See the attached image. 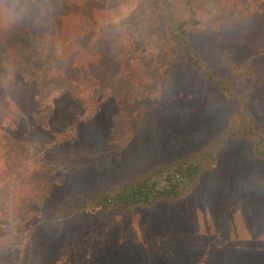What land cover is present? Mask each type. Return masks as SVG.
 Here are the masks:
<instances>
[{
    "label": "rangeland",
    "instance_id": "rangeland-1",
    "mask_svg": "<svg viewBox=\"0 0 264 264\" xmlns=\"http://www.w3.org/2000/svg\"><path fill=\"white\" fill-rule=\"evenodd\" d=\"M149 1L32 0L37 11L55 16L49 31L54 34V27L60 26L59 40L73 36L78 29L97 31L96 26L105 20L122 22V27L143 21L150 24L156 19L149 18L143 8ZM206 2L202 3L192 36L215 71L224 74L231 59L240 60L263 47L264 0ZM53 3L55 10L49 7L51 12L47 13L46 5ZM161 36H153L152 49L159 42L163 47ZM148 47L147 38L138 40L137 48L130 51L132 58L126 71L122 66L112 76L90 67L89 62H94L100 53L91 45L57 66H66L72 77L79 71L86 74L89 68L100 82L93 83L94 93L93 87L102 90L87 98L82 117L91 122L81 125L99 155L83 168H61L53 175L46 174L51 188L42 206L27 207L14 217L0 210V264H264V162L244 142L226 153L190 196L176 204L107 217L89 215L55 225L42 221L37 224L75 192L104 186L159 160L190 151L221 129L237 109L236 101L218 86L186 68H178L175 82L147 128L136 137H127L119 101L135 85L142 87L151 82V68L146 72L141 60L146 55L154 66L159 59L148 52ZM256 61L260 70L254 89L248 91L239 83L236 86L239 92L249 95L247 105L264 131V54H257ZM22 81H17V89ZM150 87L154 89L153 83ZM50 91L46 88L44 92ZM28 121L26 118L23 125L29 129ZM47 130L39 129L47 137L56 136L55 129ZM28 166L29 161L23 171H28ZM35 223L30 236L28 227ZM21 241L23 245L16 246ZM8 246L14 247L8 250ZM40 246L41 257L37 252Z\"/></svg>",
    "mask_w": 264,
    "mask_h": 264
},
{
    "label": "trees",
    "instance_id": "trees-1",
    "mask_svg": "<svg viewBox=\"0 0 264 264\" xmlns=\"http://www.w3.org/2000/svg\"><path fill=\"white\" fill-rule=\"evenodd\" d=\"M205 2L150 0L143 6L148 17L156 19L150 24L143 21L122 27V22L105 20L96 26L97 31L78 29L73 36L69 34L65 40H59V25L58 29L54 27V34L49 31L56 22L52 21L55 16L37 11V4L32 0H0V159L3 162L0 164V210L5 216L14 217L27 207L42 206L51 188L46 174L53 175L61 168H83L99 155L94 142L87 141L89 133H83L81 125L91 122L82 117L86 113L87 98L102 90L93 87L94 93L93 83L100 82L89 68L86 74L79 71L72 77L67 74L66 66L57 67L90 45L100 53L89 65L105 76H112L122 66L126 71L132 58L130 51L137 48L141 38L149 40L148 52L159 59L153 66L150 58L143 55L141 64L146 72L151 68V82L143 83L142 87L135 85L119 101H122V126L127 137H136L147 128L161 106L160 101L175 82L178 68H186L218 86L238 106L221 129L190 151L159 160L104 186L75 192L69 201L47 212L37 224L42 221L55 225L89 215L107 217L181 202L240 142L247 143L253 155L264 162V131L247 105L249 95L239 92L236 86L239 83L248 91L254 89L260 70L256 55L264 54V45L240 60L231 59L227 73L216 72L192 36ZM46 6L47 13L51 12L49 7L55 10L54 3ZM157 33L162 35L163 47L159 42L152 49L153 36ZM20 79L23 84L17 89ZM152 83L154 89L150 87ZM46 88L51 91L45 93ZM26 118L30 119L29 129L23 125ZM47 128L55 129L54 138L39 131H48ZM28 161L32 168L28 166V171H23ZM35 227L36 223L28 227L30 236ZM13 247L8 246V250ZM42 250V246L37 249L40 257Z\"/></svg>",
    "mask_w": 264,
    "mask_h": 264
}]
</instances>
